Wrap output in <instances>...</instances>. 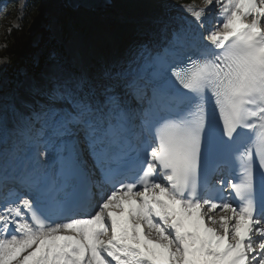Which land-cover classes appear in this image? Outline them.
<instances>
[{"label":"snow or ice","instance_id":"1","mask_svg":"<svg viewBox=\"0 0 264 264\" xmlns=\"http://www.w3.org/2000/svg\"><path fill=\"white\" fill-rule=\"evenodd\" d=\"M206 4L0 97V264H264V0Z\"/></svg>","mask_w":264,"mask_h":264},{"label":"rangeland","instance_id":"2","mask_svg":"<svg viewBox=\"0 0 264 264\" xmlns=\"http://www.w3.org/2000/svg\"><path fill=\"white\" fill-rule=\"evenodd\" d=\"M19 1L20 0H15L14 5H0V51L3 46L1 34L3 31L4 25L9 24L10 26L14 28H18L21 25H23L24 20L20 19L19 12H22V10L25 7V0L20 1V2ZM34 1H35L34 9L36 10L35 12L40 17V19L38 20V25L36 27V30L34 29L30 30V38H31L32 44L38 45L43 37H42V33L37 32V30H39L40 28L48 29L47 28L48 22H54V24L50 27V29L55 27L56 25L55 21L57 20L64 6L66 5H64L62 0H34ZM113 1L115 3H119L123 5L121 8L122 11L116 9V11L113 10L112 12L108 14H103L102 12L99 14L93 13V11L89 12L88 10H85V9L78 11L79 8L71 11L72 19L67 22L66 28L69 30V34L71 32L72 40L77 45H80V48L81 47L83 48L84 44H86L85 46L87 47L88 45L92 47H90L91 49L90 52L86 54L85 52H87L88 49H86L85 51H83L82 49H79V50L76 49L75 51H73L71 50L69 45H67V42H66L65 50L68 51L70 55V57L67 60L68 64H71L77 60H80V61H84L88 63L89 65L92 64V62H94L95 64L100 63L98 65V68H99L101 65H105L107 60L117 58L115 56L117 54V49L120 45L119 43L122 40V38L119 39V37L123 33L133 32V31L138 30V29H130V27L135 25L136 23L128 21L126 19L120 20L118 16H125V18H129L130 15H134V16L145 15L148 12L145 13L144 11L141 10L140 4L142 3V0H112V4H113ZM189 1L191 0H187L186 2L180 1V0H173L165 7H169L171 5L172 8L169 7L167 8V10L171 9L173 11L175 8H178V6L179 7L183 6L185 8L194 7V6H191L194 2L196 3L200 2V0H193V2L189 3L187 6H184L181 4V3H187ZM0 2H2V0H0ZM112 4H111V7H112ZM173 4H179V5H173ZM197 5H199L200 7H203L206 5V1H203L200 4H196L195 7ZM160 8L162 9V7ZM174 11L175 13L177 12V14L180 13V11L179 12L176 10ZM149 12H152V11H149ZM17 14H18V17L16 16ZM183 14L185 13L183 12ZM209 15L210 17L214 15V17L216 18L215 13H212L211 11L209 12ZM208 18L209 17L206 16L204 21H207ZM44 19L45 20L48 19L47 23ZM104 19L107 21L113 20L116 22L117 25L116 24L110 25ZM210 25L211 23H208L209 27ZM106 28L110 29L111 34L108 33L109 30H106ZM199 28L201 29L202 27H199ZM53 30L55 31V28ZM54 36H55L54 37L55 43H58L60 41V37L57 34H54ZM108 38L111 40L115 38V43L111 45L112 42L109 41ZM104 39L106 42L104 41ZM117 39H118V42H117ZM41 51H44V50L42 49ZM114 51L116 52L114 53ZM54 54L55 56L53 57V53H49L46 61L50 62V58L53 59L55 57L61 56L60 51L54 52ZM75 54H78L79 56H75ZM6 65H7V59L5 57L0 56V94L4 93L5 90H11L12 88L8 86V83H9V81L7 80L8 76L5 74V72L7 71L5 68ZM7 93L8 92H6V94ZM223 214H224L223 212L216 213V215H223Z\"/></svg>","mask_w":264,"mask_h":264},{"label":"trees","instance_id":"3","mask_svg":"<svg viewBox=\"0 0 264 264\" xmlns=\"http://www.w3.org/2000/svg\"><path fill=\"white\" fill-rule=\"evenodd\" d=\"M31 5V11L26 12V17L24 19L23 25L18 28L12 26L4 25L1 34L2 39V49L0 51V56L7 59V73L11 77L19 78L21 70L31 71V69H36L30 62V56L34 49L31 43L30 30H36L38 25V20L40 17L35 12L33 3ZM35 4V3H34ZM34 9V10H33ZM67 12L64 13V18L68 17V12L70 11L67 7ZM42 19V18H41ZM45 20V19H44ZM44 31L45 29L40 28L37 32L42 33V40L39 45H44Z\"/></svg>","mask_w":264,"mask_h":264},{"label":"bare ground","instance_id":"4","mask_svg":"<svg viewBox=\"0 0 264 264\" xmlns=\"http://www.w3.org/2000/svg\"><path fill=\"white\" fill-rule=\"evenodd\" d=\"M144 1V2H143ZM171 1H173V0H142V3L140 4L141 6V10L142 11H144L145 13L146 12H149V11H154V12H157L158 11V9L160 10L161 8L160 7H165L166 5H168ZM180 1H184V2H186L187 0H180ZM109 3H108V7L107 8H110L108 11H103L102 13L103 14H108V13H110V12H112L113 10L114 11H116V9L117 10H121V8H122V6L123 5H121V4H119V3H115L114 1H113V4H112V0H109L108 1ZM136 2V1H135ZM177 2V1H176ZM111 4H112V7H111ZM137 4V3H136ZM134 5V4H133ZM114 6V7H113ZM139 7V8H140ZM169 8V7H168ZM182 8H185V7H183V6H180L178 9L180 10V13H178L177 14V12L175 13V11L173 10H171V9H168L164 14H163V16H164V19L165 20H170V19H173L175 22H178V23H182V24H187L188 22H187V19H185V14H183V11H182ZM129 9V8H128ZM80 10H83V9H78V11H80ZM130 10V9H129ZM77 11V12H78ZM122 11V10H121ZM79 15V14H78ZM87 17V16H86ZM191 22H193V23H195V24H193V25H197V23L194 21V20H191ZM207 26V25H206ZM130 29H138V30H136V31H140V32H142V31H145V30H147L146 28H145V24H135V25H133V26H131L130 27ZM187 30H186V32L190 29V27H188V28H186ZM204 29H206V27L204 28ZM109 34H111L110 33V31L108 32ZM107 37V36H106ZM118 37H119V35H118ZM109 39V38H108ZM113 40V41H112ZM109 39V41H111L112 42V44L111 45H113L114 43H115V38H113V39ZM104 41H105V39H104ZM106 42V41H105ZM94 44V43H93ZM67 45H69V47L71 48V50H73V51H75L76 49L77 50H79V49H82L83 51H85L86 49H88V51L87 52H85L86 54H88L89 52H90V47H92V46H90V45H88V47L87 46H85L86 44H84L83 45V48L81 47L80 48V45H77L73 40H72V38H71V40L67 43ZM94 47V46H93ZM81 51V50H80ZM116 51H114V53H115ZM124 52H126V50L124 51ZM78 54H79V52H78ZM78 54H75V56H79ZM117 55V54H116ZM109 58V57H108ZM1 156H3V158L6 156V154H2Z\"/></svg>","mask_w":264,"mask_h":264},{"label":"water","instance_id":"5","mask_svg":"<svg viewBox=\"0 0 264 264\" xmlns=\"http://www.w3.org/2000/svg\"><path fill=\"white\" fill-rule=\"evenodd\" d=\"M68 6L75 9L77 6L81 5L83 7L95 10V9H107L109 0H62Z\"/></svg>","mask_w":264,"mask_h":264}]
</instances>
